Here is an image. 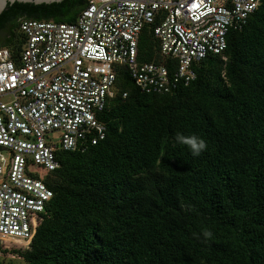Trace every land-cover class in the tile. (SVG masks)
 I'll list each match as a JSON object with an SVG mask.
<instances>
[{
  "label": "trees",
  "instance_id": "obj_1",
  "mask_svg": "<svg viewBox=\"0 0 264 264\" xmlns=\"http://www.w3.org/2000/svg\"><path fill=\"white\" fill-rule=\"evenodd\" d=\"M86 5L8 4L0 48L17 61L22 20L73 23ZM153 27L139 35L137 60L172 74L177 62L161 55ZM193 70L190 83L157 94L115 65L96 116L104 138L55 149L59 167L35 172L52 198L29 249L0 252L25 264H264V0Z\"/></svg>",
  "mask_w": 264,
  "mask_h": 264
},
{
  "label": "built area",
  "instance_id": "obj_2",
  "mask_svg": "<svg viewBox=\"0 0 264 264\" xmlns=\"http://www.w3.org/2000/svg\"><path fill=\"white\" fill-rule=\"evenodd\" d=\"M260 1L87 0L73 23L22 20L17 61L0 48V246L29 249L52 198L35 172L59 167L55 149L104 138L96 116L113 96L115 65L141 91L169 93L194 80L195 63L224 51L227 34L245 27ZM151 25L161 55L177 62L172 74L137 60L139 35Z\"/></svg>",
  "mask_w": 264,
  "mask_h": 264
},
{
  "label": "rangeland",
  "instance_id": "obj_3",
  "mask_svg": "<svg viewBox=\"0 0 264 264\" xmlns=\"http://www.w3.org/2000/svg\"><path fill=\"white\" fill-rule=\"evenodd\" d=\"M5 33L0 34V43L5 40ZM58 134L53 136L54 141H57ZM2 262V263H1ZM0 264H25L23 260L13 253L3 254L0 252Z\"/></svg>",
  "mask_w": 264,
  "mask_h": 264
},
{
  "label": "water",
  "instance_id": "obj_4",
  "mask_svg": "<svg viewBox=\"0 0 264 264\" xmlns=\"http://www.w3.org/2000/svg\"><path fill=\"white\" fill-rule=\"evenodd\" d=\"M62 0H0V14L4 11L8 4L17 3H33V4H51Z\"/></svg>",
  "mask_w": 264,
  "mask_h": 264
},
{
  "label": "clouds",
  "instance_id": "obj_5",
  "mask_svg": "<svg viewBox=\"0 0 264 264\" xmlns=\"http://www.w3.org/2000/svg\"><path fill=\"white\" fill-rule=\"evenodd\" d=\"M204 146H205V145L203 144V142H200L199 145H198V149H203Z\"/></svg>",
  "mask_w": 264,
  "mask_h": 264
}]
</instances>
